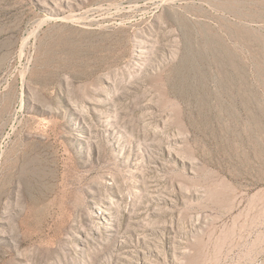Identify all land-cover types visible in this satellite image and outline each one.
I'll return each instance as SVG.
<instances>
[{
    "label": "rangeland",
    "instance_id": "374dc122",
    "mask_svg": "<svg viewBox=\"0 0 264 264\" xmlns=\"http://www.w3.org/2000/svg\"><path fill=\"white\" fill-rule=\"evenodd\" d=\"M0 264H264V0H0Z\"/></svg>",
    "mask_w": 264,
    "mask_h": 264
}]
</instances>
